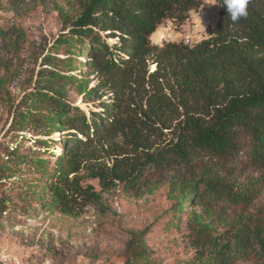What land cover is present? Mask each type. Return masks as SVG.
<instances>
[{
    "label": "trees",
    "instance_id": "1",
    "mask_svg": "<svg viewBox=\"0 0 264 264\" xmlns=\"http://www.w3.org/2000/svg\"><path fill=\"white\" fill-rule=\"evenodd\" d=\"M215 1L218 20L206 38L157 45L151 36L158 26L165 20L182 24L201 0H85L70 26L71 38L59 42L89 40L83 50L97 83L78 92L97 109L86 113L63 101L60 90L43 96L37 89L56 107L47 115L52 126L75 130L64 139L48 176L55 205L64 201L60 196L70 170L93 157L84 150L89 142L116 149L108 155L111 167L93 168L92 176L118 181L124 192L146 186L148 170L189 169L188 176L170 179L168 191L169 224L186 215V227L195 236L197 253L189 264H233L251 255L256 244L264 257L262 223L239 224L223 243L222 237H212L210 225L219 208L250 205L264 179V0H249L247 17L237 22L220 6L222 0ZM103 32L118 42L110 45ZM147 59L155 63L149 74L140 71ZM242 138L248 139L245 163L259 175L244 172L234 160ZM201 160L196 172L193 163ZM87 191L94 193L90 186ZM132 237L125 264L145 254L139 234Z\"/></svg>",
    "mask_w": 264,
    "mask_h": 264
},
{
    "label": "rangeland",
    "instance_id": "2",
    "mask_svg": "<svg viewBox=\"0 0 264 264\" xmlns=\"http://www.w3.org/2000/svg\"><path fill=\"white\" fill-rule=\"evenodd\" d=\"M84 1L0 0V243L12 256L10 264L20 260L28 264H125L126 244L133 234H139L145 254L133 257L131 264H189L197 249L194 233L186 227V215L176 224L168 221L172 214L169 181L188 176L189 169L182 168L180 173L148 170L146 186L124 192L118 181L92 176L93 168L111 167L108 155L116 149L105 151L101 144L89 142L84 150L92 151L93 157L68 173L60 196L64 201L55 205L57 196L48 189V176L56 168L61 145L75 130L52 126L47 115L56 107L37 89L45 92L43 96L60 90L58 96L63 101L86 113L97 109L92 99L78 92L97 83L89 74L88 53L83 50L89 40L74 37L68 43L59 42L71 38L70 26ZM218 11L215 0H201L200 7L189 11L187 22L164 21L151 41L157 45L184 42L190 34L194 44L208 36ZM107 34L103 32V37L110 45L118 42ZM154 69L155 63L147 59L140 71L149 74ZM56 73L64 75L56 77ZM171 131L165 130L164 143L171 138ZM247 140H240L234 160L244 172L259 175L245 163ZM204 162L193 163L196 172ZM262 182L250 205L217 210L210 222L212 237H222L219 242L223 243L243 222L251 228L257 222L264 225V179ZM87 186L94 193L87 191ZM254 248L251 255L233 264H264L258 244Z\"/></svg>",
    "mask_w": 264,
    "mask_h": 264
},
{
    "label": "clouds",
    "instance_id": "3",
    "mask_svg": "<svg viewBox=\"0 0 264 264\" xmlns=\"http://www.w3.org/2000/svg\"><path fill=\"white\" fill-rule=\"evenodd\" d=\"M249 0H222V5L231 21L237 22L248 15Z\"/></svg>",
    "mask_w": 264,
    "mask_h": 264
},
{
    "label": "built area",
    "instance_id": "4",
    "mask_svg": "<svg viewBox=\"0 0 264 264\" xmlns=\"http://www.w3.org/2000/svg\"><path fill=\"white\" fill-rule=\"evenodd\" d=\"M174 20H172L173 22ZM192 36L190 34L185 35L184 37V43L190 44L191 43ZM12 263V256L8 252V249L6 248L5 245L0 243V264H10ZM16 264H28V261H16ZM40 264H49L48 262H42Z\"/></svg>",
    "mask_w": 264,
    "mask_h": 264
},
{
    "label": "crops",
    "instance_id": "5",
    "mask_svg": "<svg viewBox=\"0 0 264 264\" xmlns=\"http://www.w3.org/2000/svg\"><path fill=\"white\" fill-rule=\"evenodd\" d=\"M165 21H166V20H165ZM185 22H187V20H186ZM162 23H163V22H162ZM162 23H161V24H162ZM161 24L159 25L160 27L157 28V30H159V31H160V29H161ZM183 24H184V23H183ZM183 24H182V25H183Z\"/></svg>",
    "mask_w": 264,
    "mask_h": 264
}]
</instances>
